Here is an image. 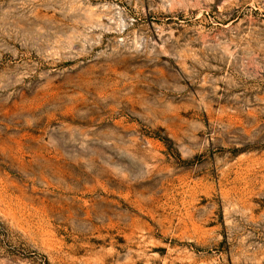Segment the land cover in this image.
Here are the masks:
<instances>
[{"label": "rangeland", "instance_id": "374dc122", "mask_svg": "<svg viewBox=\"0 0 264 264\" xmlns=\"http://www.w3.org/2000/svg\"><path fill=\"white\" fill-rule=\"evenodd\" d=\"M0 264H264V0H0Z\"/></svg>", "mask_w": 264, "mask_h": 264}]
</instances>
